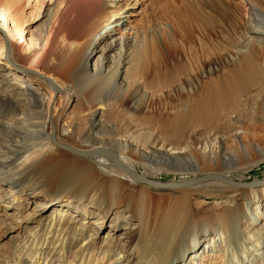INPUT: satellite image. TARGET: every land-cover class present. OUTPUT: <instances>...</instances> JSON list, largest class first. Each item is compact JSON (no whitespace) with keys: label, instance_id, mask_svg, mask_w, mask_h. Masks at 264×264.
Listing matches in <instances>:
<instances>
[{"label":"bare ground","instance_id":"1","mask_svg":"<svg viewBox=\"0 0 264 264\" xmlns=\"http://www.w3.org/2000/svg\"><path fill=\"white\" fill-rule=\"evenodd\" d=\"M5 1L4 7L0 6V69L13 67L8 74L20 91L14 89L16 95L4 97L0 82V107L9 104L7 108L16 115L14 104L25 99L27 102L23 104H33V109L25 107L32 117L24 118V122L13 115V122L5 123L6 128L0 127L20 130L19 134L6 132L10 135L4 136L8 140L0 138V217L15 219V208L20 209L22 203L37 198L27 215L43 216L47 221L42 220L28 244L19 249V256H26L31 264H55L58 260V264H124L126 241L120 242L111 233L102 237L99 229L109 222L113 228L121 227L119 219L130 216L126 213L132 194L145 188L136 187L133 176L118 166L108 169L111 175L101 174L81 159L76 151H108L119 160L122 157L103 140L95 139L98 144L90 150H77L68 143L67 138L74 133L83 142H90L91 128L106 125L100 116L97 121H88L87 127L72 122L65 117L64 107L74 100L78 104H99L95 114L102 115L112 104L131 103L132 91L142 92L150 102L154 97L150 89L163 85L180 65L175 67L173 58L171 65L166 63V71L153 69V45L143 42L131 24L137 0H59L48 28L39 35L29 32L33 12L29 10L36 11L40 2L52 10L57 0ZM231 11L237 16L235 26L240 33L234 38V33L227 31L225 39L229 38L231 43L235 39V43L249 49L241 54L238 66L223 80L212 84L200 104V121L203 124L211 121L217 129L210 142L200 143V165L197 163L200 173H209V178L200 181V194H225L228 204L224 212L215 213L214 226L205 222L200 229L192 228L191 244L183 245L177 257H164L160 264H264V182L242 185L243 189L236 190L215 178L220 174L228 179L234 171H249L264 159V0H200L201 23L206 27L211 26L212 20L216 25L217 18L222 25L220 21ZM82 36L85 39L79 41ZM21 61L23 64L19 66ZM28 72L38 76L39 85H32ZM83 76L93 83L76 91ZM173 80L178 86L189 81L175 75ZM244 86L248 104H228L227 94L236 98ZM40 106H44V114L39 111ZM230 109L232 115L222 124L219 113ZM26 140L31 142L18 151L14 144ZM119 141L127 150L145 152L132 139ZM228 148L232 151H227ZM96 155L101 154L90 156ZM253 155L261 160H254ZM120 161L140 173L128 161ZM144 195L148 196L146 191ZM236 198L240 199L237 203ZM172 207V203L165 207L170 208L169 214L145 218L147 236H155V232L163 235L169 230L173 208L181 218L189 211L198 220L190 205L188 209L186 203ZM241 214L246 216L245 220ZM203 220L200 218V222Z\"/></svg>","mask_w":264,"mask_h":264},{"label":"rangeland","instance_id":"2","mask_svg":"<svg viewBox=\"0 0 264 264\" xmlns=\"http://www.w3.org/2000/svg\"><path fill=\"white\" fill-rule=\"evenodd\" d=\"M137 2L139 4L136 14L131 17V24L136 27L137 35L140 36V39H143V42L145 41L149 46L153 45V69L166 71V63L171 65L173 58L177 63L175 67L180 66L172 71V76L163 85H155L150 89L155 97L150 102H147V98L142 92L132 91L131 103L112 104L111 107L102 111V115L95 114L99 104H78L77 100H74L72 104H66L64 107L65 117H68L72 122L81 123L84 127H87L88 121L91 119L97 121L100 116L106 125L102 128L101 126L91 128L92 137L90 142H83L79 139L77 133L70 135L67 141L77 150H90L93 145L98 144L95 143V139L103 140L105 144L111 145L118 152L116 153L118 156L120 155L122 159L134 165L141 174L157 180L179 182L205 176L209 173H206V171L200 173V168L197 166V163L200 165L199 145L200 143L210 142L217 128L214 127L211 121H207L205 124L200 121V116H202L200 104H203V99L208 96L212 84L223 80L228 72L238 66L242 61L241 54L249 49L242 43H235V39L234 43H231L229 38L225 39L227 31L233 32L234 38L235 35L240 33L239 28L235 26L237 16L234 11L228 12L225 15V20L220 21L223 23L222 25H219V18H217L216 25L213 24L212 20L211 26L206 27L201 23L200 0H137ZM5 3V0H0L1 7H4ZM58 3L59 0L53 2L54 7L52 10L45 2L38 3L36 11L33 8L29 10L33 11L31 12L33 16L31 15L29 20V32L37 35L44 33L58 7ZM232 25L234 26L232 27ZM84 37H79L78 40L83 41ZM252 55L255 58V53ZM2 61L4 62V60ZM21 64H23L22 61L19 66ZM12 69L13 67L8 68L7 66L6 70L5 68L0 69V82L3 83L4 88L1 95L4 97L8 94H17L14 89L17 90L18 85L10 80L11 77L8 74L9 70L12 71ZM174 75L177 78H188L189 81L183 86H178L177 82H173ZM28 76L32 85H39L37 82L38 76L35 73L28 72ZM88 79L86 76L81 77L80 84L75 88L76 91L93 83L92 79ZM166 85L169 86L166 87ZM17 91H20V89ZM239 92L236 93V98L232 94H227V103L248 104L246 86L242 87ZM120 95H122V92ZM25 102H27L25 99L24 102L16 101L14 104L18 112L16 115L7 108L9 104L5 105V103L0 107V127L6 128V125L3 126L5 123L13 122V115L16 119H23V122L24 118L32 117V114L28 115L24 109L25 107L26 109H33V104H23ZM43 107H39L41 114H44ZM209 114V117H212L210 112ZM230 115H232L231 109L222 114L219 113L220 122L223 124L225 118ZM0 130H2L0 133L2 140H8L4 137L5 134L6 136L8 134L6 132H10V134L15 131L18 134L20 133L19 129L6 130L0 128ZM59 138L64 137L59 136ZM26 139H29V136ZM120 139H132L146 154H142L143 151L137 153L134 150L125 149L124 145L119 144ZM30 142V140H26L24 143L18 142L14 145L20 151L25 149V146ZM228 143L231 144L232 141L229 140ZM227 151L231 152L232 148H228ZM90 155L80 156L79 154L78 156L99 173L111 175L108 169L116 167L111 160L109 161V159L100 155L95 157ZM253 156H255L253 157L254 160H261V157ZM228 179L237 182L264 180V159L249 171L230 173ZM134 182L139 189L145 188L148 196L144 195V190H141L142 192L136 191L132 194L127 205L128 213L126 215L130 214L129 218L119 219L121 227L113 228L110 226L111 222H109V225L106 224L99 229L102 237L111 233L118 240L120 239V242L126 241L124 264H160L165 260L164 257L167 259L179 256L182 246L186 243L191 244L189 233L192 228L197 227L200 229L205 222H209L211 226H214L216 222L214 220L215 213L224 212L225 206L228 204L226 203L227 197L225 194L217 196L200 194L202 193V190H200L201 183L186 188L162 189L142 184L136 180ZM230 186L236 190L244 188L242 186ZM239 200L236 198L235 203ZM33 201L22 203L20 209L15 208V219L0 217V264H31L26 256L22 254L19 256V249L28 244L29 238L39 223L42 220L47 221V218L43 216L35 215L34 218H31L27 215L32 210L33 205L37 203V198ZM217 202L221 205H217ZM170 203L173 204V207H177L180 203H186V209L190 205L198 220H194L189 211L184 218H181L176 208L172 207L173 224L169 230L163 235L155 232V236H147L144 229L146 225L143 223L145 218L155 214H169L170 208L166 210L165 207ZM262 203H264V199H262ZM63 209L66 210L67 207ZM179 209L181 208L178 207ZM201 216L205 220L200 222ZM240 217L242 220L246 218L243 214ZM124 223H127V225L124 226ZM129 225H132L133 228L130 229ZM124 231L128 232L123 234ZM101 239L99 238V242H101ZM58 261L55 264H58ZM97 261L99 262V260Z\"/></svg>","mask_w":264,"mask_h":264},{"label":"water","instance_id":"3","mask_svg":"<svg viewBox=\"0 0 264 264\" xmlns=\"http://www.w3.org/2000/svg\"><path fill=\"white\" fill-rule=\"evenodd\" d=\"M71 152H73V151H71ZM73 153H75V152H73ZM91 153L101 154L100 156L103 155L105 157L110 158L116 166H118V167L122 168L123 170H125L126 172H128L130 175L133 176V178L136 181H138L142 184H146L148 186L159 187L162 189L186 188V187L192 186L194 184L200 183L201 180L209 178V176L206 175V176H198V177H194L191 179H186V180L179 181V182L161 181V180H157V179L151 178L149 176H145L143 174H140L136 170L129 168L124 163H122L118 158L112 156L110 154V152H108V151H96V152H91ZM91 153L76 151V154H78V155L80 154L83 156L89 155ZM215 178L223 180L232 186L254 185V184H257L256 182H260V183L264 182V180H259V181L253 180L250 182H237L234 180L227 179V178L223 177L222 175H216Z\"/></svg>","mask_w":264,"mask_h":264}]
</instances>
